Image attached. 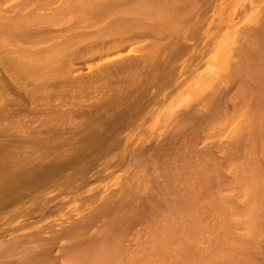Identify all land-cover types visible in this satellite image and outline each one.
I'll list each match as a JSON object with an SVG mask.
<instances>
[{
    "label": "rangeland",
    "instance_id": "374dc122",
    "mask_svg": "<svg viewBox=\"0 0 264 264\" xmlns=\"http://www.w3.org/2000/svg\"><path fill=\"white\" fill-rule=\"evenodd\" d=\"M15 1L4 0L3 3L8 6ZM119 1L87 0L84 5L89 3V6L75 5L77 9L74 7L66 12L67 16L62 13L65 20L62 16L61 19L57 17V13L46 17L48 20L44 17L41 18L43 21L33 19L28 22H52V25L59 27L61 24L66 26L73 24L72 21L80 20L82 23L78 24L85 23L87 27V31L84 28V34L88 35L89 30L93 37L94 34L108 35L111 32L107 31L111 29L107 30L106 27L110 28L112 23L109 24V21L112 18L117 16L131 19L132 11L138 7L148 6L152 11L159 9L158 16L160 13L167 16L170 10L171 19L175 16L172 11L176 9L178 17L176 15L172 20L181 22L180 26L176 23L179 31L174 28L169 14L168 17L154 14L147 18L143 14L140 16L138 12L139 16H133V22L146 23L154 30L159 29V32L164 29L167 34L172 35L175 29L173 38L171 37L173 40H168L169 51L165 48L169 43V35L158 40L163 44L166 39L164 49L159 47L154 51L160 53L166 50L169 57L165 63L167 65L160 64L163 57L167 58L162 51V55L158 56H163L159 58L161 60L154 61L158 66L156 69L155 63L151 62L152 55L147 59L145 57L153 54L154 48L150 44L148 48L147 43L143 46L149 37H139L140 39L136 38L137 42L134 38H129V41L134 39L136 45L132 44V40L130 45L122 47L121 50L114 49L88 57L83 54L73 58L72 72L84 79L93 74L95 79L92 82L85 79L81 84L72 81L70 86H66L60 75L57 76L58 73H69L67 66V70L64 67L65 63L60 71L53 69L57 70L56 74L54 72L55 76L52 69L50 71L46 68L44 71L40 68L35 71L36 80H32V75V81L25 84L27 88H34L28 96L1 73L5 84L0 86L5 85L7 92H0V126L5 129L0 128V141L4 144L18 136L20 140H15L19 143L16 147L17 143L14 142L4 148L0 144V150L3 149L0 156L5 157L10 151L16 152L18 156L25 155L27 158L22 161H26H21L25 165L24 169L27 166L30 167L29 170L36 172L26 169L27 177L46 174V167V171L53 170L54 175L48 179L44 174L42 187L34 189L30 196L24 193L26 195L23 201L30 197V200L37 202L34 205L26 202L23 206L25 217L15 216L10 220L7 214L17 205L6 209L8 212L0 220V226L10 227L0 237V243L9 242L14 236L26 239L34 235L39 242L46 239L48 254L43 255L42 259L31 254V264H264V0H191L192 3L190 0H187L188 3L182 0L183 2L175 5L168 4L166 0H156L159 1L157 3L155 0ZM58 2L59 0H48L43 6L44 10H40L49 12L58 6ZM93 2L100 5L96 6ZM186 4H189V8ZM166 6H169V10ZM85 8L91 12L87 11L88 14L84 15ZM76 10L78 11L74 12ZM121 10L124 14H121ZM71 11L74 13L69 16ZM92 11L96 14L93 15L95 17L92 16ZM79 12L82 17L84 15V19L91 18V23L95 19L96 23L86 24L89 20L82 21ZM75 13L80 16L76 17ZM76 22L74 27L78 25ZM57 23L60 24L57 26ZM103 23H106V27ZM153 37L147 42L151 43ZM173 43L175 47H172ZM142 51L147 54L139 61ZM21 53L33 56L28 49ZM2 56L4 52L0 51V57ZM39 57L40 55L37 59L41 61ZM37 59L35 58V63L40 62ZM129 60L132 63L133 60L138 61L132 65ZM118 61H128L131 64L124 67ZM54 63L56 62L53 65ZM50 65L52 62L48 65L49 68ZM120 66L123 67L122 70ZM57 67L60 68L59 65ZM159 67L165 69H162L164 74L161 71L158 74L156 70H161ZM101 70L111 74L109 80L105 74L97 79L100 81L98 83H104L103 87L96 85V76ZM154 72H157V76ZM151 73L153 77L150 76ZM139 75L142 76L139 77L140 80L137 79ZM56 76L60 79L57 80ZM108 94L111 95L110 98ZM57 102H66L68 105L63 106V109L55 108L57 111L52 110ZM71 105L75 106V111L68 116L65 113ZM4 107L15 111V114L2 113ZM8 124L12 127H7ZM8 132H14L15 138H11L12 135L10 137ZM42 137L46 138L47 144L46 140L43 141L48 146L41 144ZM23 141L26 145H20ZM62 141L66 144L61 143ZM39 144L42 146L36 148ZM53 144L59 145V148H52ZM32 156L36 158L33 162L38 161L42 166L36 164L41 168L35 167L36 164L32 161L29 164ZM27 161L28 164H25ZM3 162L6 167L3 168L7 170L8 165ZM86 168L90 169L86 171ZM57 169H62V172L56 173ZM74 169H77V173ZM33 193L35 194L32 198ZM76 224H81V227ZM59 229H66L67 234L62 230L65 233L63 237ZM54 232H59L61 236L50 238V234ZM73 233H76V237ZM32 242L36 243L35 239ZM10 259L8 261H13L14 264L25 262V259L20 261L12 256Z\"/></svg>",
    "mask_w": 264,
    "mask_h": 264
},
{
    "label": "bare ground",
    "instance_id": "6f19581e",
    "mask_svg": "<svg viewBox=\"0 0 264 264\" xmlns=\"http://www.w3.org/2000/svg\"><path fill=\"white\" fill-rule=\"evenodd\" d=\"M5 1H7V0H5ZM53 1V0H52ZM56 1H58V0H56ZM79 1H81V0H59V4H58V6H57V3H56V6L57 7H55V9H52L51 11H49V12H46V11H41V10H44L43 8V6H44V4L47 2L48 3V0H16L15 2H13L11 5H8V6H4V0H0V51H3L4 52V56H2V57H0V85L1 84H3L4 82H3V79H2V77H1V73H3L4 75H5V78L6 79H8L11 83H13L14 84V86L19 90V91H21V92H23L25 95H30V93H31V91H32V89H34V88H32V89H30V88H27L26 86H25V84L30 80V81H32V80H36L35 79V75H36V73H35V71H37V70H40V68H43L44 69V71H46L47 69L48 70H50L51 71V69H52V72H53V75H54V72H55V74L57 73V70L56 71H53V69L55 70V69H58V71H60L59 69H62V67L61 66H63V63H65L66 65H64V67L66 68V66H67V68H68V70H69V73H68V71H67V74L66 73H64V74H57V76H59L62 80H64V84H66V86H67V84L70 86V82H72V81H74L76 84H79L80 82H82L83 80H88V82H92L94 79H95V75H89V76H86V78L84 79L81 75H77V74H74L73 72H74V70H73V62H72V60H73V58L75 59V57H80V56H82L83 54H87V57L88 56H93V55H95V54H103V53H106L107 51H113L114 49H118V50H121V48L123 47H125L126 45H130V42L132 41V44H134V45H136L135 43H134V39L136 40V38L138 39L139 37H142V38H144L145 39V37H149V40H147V41H151L150 39V37H152V36H154L153 37V39H152V42L150 43H148L147 41L146 42H144V44L145 43H147L148 44V46H146L147 44H145V45H143L144 47L146 46V48H148L149 47V44H150V47H152V48H154V49H152L153 51V54H147V53H145L144 51H142L141 52V58H139L138 60L139 61H141V60H143V56H145L146 54V59H147V57L149 58L150 56L149 55H152V57L155 55L154 53H156V52H154V51H156V50H158V48L159 47H163L162 49H164V47L166 46V42L168 41V40H171L172 38H173V34H174V31H175V29H174V31H173V33H172V35H170V34H167L165 31H164V29H163V27H164V25L162 26V29H163V33L160 31H158L159 29H156V30H154V29H152V26H151V28L146 24V23H142V22H140V23H138V21L137 22H133V20H135V18H133V16L135 15V14H137L138 12L141 14L140 16H142V14H143V16H145L146 15V17L148 18V17H152V16H154V14H155V16H158L159 14V9L157 10H155V11H152L151 9V7H150V9L149 8H147L148 6H145V7H138V9H136L135 11H132V14L130 15L131 16V19H129V18H127L128 17V15H127V19H123V18H119V17H115V18H112L111 19V21H109V24H110V22L112 23V24H108L107 22V25H109L110 26V28L107 26H105V24H104V26L106 27V29L108 30V29H111V31H107V32H111V33H107L108 35H102V33H101V35L102 36H100V34H98V36H97V34H94L93 35V37L90 35V33H89V30H88V35H90V37L88 36V35H86V34H84V31H85V29L84 28H86V31H87V27H86V25H85V23L84 24H80V25H82V27H80V25L78 24V22L79 23H82V22H80V20H78V22H76V21H72V22H74L73 24H69V25H66V26H62V24H61V26L59 25V27H56V26H54V25H52V22H28V21H31V20H33V19H38V20H42L44 17V19L46 20L47 18L46 17H50V15H56L57 13L59 14L57 17H59L60 18V16H62L63 17V14L62 13H65L66 14V16H67V13L66 12H68V11H70L71 9H74V7H75V5H78V7H79V4H82L84 7H86V6H89L90 4V2L85 6L84 5V2L86 3V1L87 0H83L84 2L83 3H81V2H79ZM113 1H115V2H117V1H119V0H113ZM144 1V0H143ZM142 1V2H143ZM156 1V0H155ZM166 1H168V4H172V5H175L176 3H178V2H183V1H185V0H166ZM165 1V2H166ZM189 1V0H188ZM188 1L186 0L185 1V3H188ZM9 2V1H8ZM55 2V1H54ZM79 2V3H78ZM96 2V1H95ZM101 2V1H100ZM107 2V1H106ZM111 2V1H110ZM115 2H112V3H115ZM120 2V1H119ZM147 2V1H146ZM146 2L144 3V4H146ZM151 2V1H150ZM157 2H159V1H156V3ZM164 2V3H165ZM189 2H191V0L189 1ZM46 3V4H47ZM109 3V2H108ZM111 3V4H112ZM192 3V2H191ZM45 4V5H46ZM92 4V3H91ZM93 4L95 5L96 3H94L93 2ZM97 4H99L98 2H97ZM97 4H96V6H97ZM123 4V3H122ZM143 4V3H142ZM141 4V5H142ZM147 4H148V2H147ZM51 5V4H50ZM82 5H80L81 7H82ZM93 5V6H94ZM100 5V4H99ZM108 5V4H107ZM116 5V4H115ZM152 6H153V4H151ZM155 5V4H154ZM164 5H166V4H164ZM33 6V7H32ZM143 6V5H142ZM150 6V5H149ZM186 6L189 8V4L187 5L186 4ZM28 7H31L30 9H28ZM46 7V6H45ZM84 7H82V8H84ZM112 7V6H111ZM110 7V8H111ZM156 7H158V6H156ZM169 7V6H168ZM167 6H166V8H168ZM48 7H46V9H47ZM76 9H77V7H75ZM90 8V7H89ZM109 8V9H110ZM136 8V7H135ZM134 8V9H135ZM165 8V9H166ZM188 8H187V10H188ZM18 9V10H17ZM41 9V10H40ZM79 9V8H78ZM81 9V8H80ZM114 9V8H113ZM133 9V10H134ZM40 10V11H39ZM48 10V9H47ZM83 10V9H82ZM82 10H79L80 12L82 11ZM85 10H86V8H85ZM89 10L90 9H88V10H86V12H85V14L83 13V11H82V13L84 14V15H86V13L88 14V12H89ZM106 10H108V9H106ZM112 10V9H111ZM168 10H169V8H168ZM171 10H174V8L173 7H171ZM189 10H192L191 8L189 9ZM78 10H76V11H74V12H77ZM88 11V12H87ZM124 11V10H123ZM175 11H176V9H175ZM175 11H172L173 13L172 14H175V16L177 15L176 13L177 12H175ZM74 12H72L71 11V15H70V13H68L69 14V16H72V13H74ZM80 12H79V14H80ZM91 12V11H90ZM89 12V13H90ZM94 11H92V13H93ZM121 12H122V10H121ZM120 12V13H121ZM168 12V11H167ZM169 12H170V10H169ZM167 13V16L166 15H163L162 13H160V16H161V14L163 15V16H166V17H168V14H169V16H170V13ZM175 12V13H174ZM188 12V11H187ZM82 13L80 14L81 15V17H80V19L81 18H83L84 19V15H83V17H82ZM98 13V12H97ZM110 13V12H109ZM108 13V14H109ZM113 13V12H112ZM128 13V12H127ZM126 13V14H127ZM164 13V12H163ZM191 13V12H190ZM62 14V15H61ZM77 14V15H76ZM116 15L118 14V12L117 13H115ZM115 14H113V15H115ZM121 14H124V12H122ZM125 14V15H126ZM166 14V13H165ZM171 14V15H172ZM188 15H189V13H187ZM74 15H76V17H79L78 16V13H75ZM73 15V16H74ZM91 15V14H90ZM93 15H96V14H92V16ZM98 15H101V14H98ZM111 15V14H110ZM109 15V16H110ZM138 16H139V14H137ZM136 15V16H137ZM65 16V17H66ZM120 16V15H119ZM135 16V17H136ZM160 16H158V17H160ZM174 15L172 16V19H174V17H175ZM57 17H55V18H57ZM91 17V16H90ZM93 17H95V16H93ZM111 17H112V15H111ZM162 17V16H161ZM176 17H178V15L176 16ZM42 18V19H41ZM55 18H53V20L55 19ZM58 18V19H59ZM69 18V17H68ZM74 18V17H73ZM87 18H89V16H87ZM99 18H101L100 16H99ZM140 18V17H139ZM144 18V17H143ZM154 18V17H153ZM61 19V18H60ZM63 19H64V17H63ZM72 19V18H71ZM76 19V18H75ZM74 19V20H75ZM81 19L82 21H88L89 19ZM94 19V18H93ZM92 19V20H93ZM128 19L130 20V21H128ZM142 19V18H141ZM160 19H162V18H160ZM170 19H171V16H170ZM169 19V20H170ZM171 19V20H172ZM176 19V18H175ZM178 19V18H177ZM48 20V19H47ZM52 20V21H53ZM65 20V19H64ZM77 20V19H76ZM107 20H109V19H107ZM22 21H24V22H22ZM43 21V20H42ZM59 22L58 20H55V22ZM154 21V20H153ZM177 20H175V22H174V20H172V24L174 25V28H176V30H178V26H180L181 25V22L180 23H178V22H176ZM54 22V23H55ZM71 22V21H70ZM69 22V23H70ZM71 22V23H72ZM75 22L78 24V25H75V27L73 26L74 24H75ZM93 22H95L96 23V21H95V19L93 20ZM92 22V23H93ZM113 22H115V24H113ZM164 22H166V20L164 21ZM170 22V21H169ZM53 23V24H54ZM60 23H62V21L60 22ZM60 23H57L56 25L58 26V24H60ZM68 23V22H67ZM88 23H90V25L92 24L91 23V18H90V20H89V22H87L86 24H88ZM154 23H158V22H154ZM177 23L178 24V26H177V24L175 25V24ZM103 24H102V26H103ZM160 24V23H159ZM166 24H168V23H166ZM171 24V25H172ZM183 25H184V23H182ZM83 25H85V27L83 26ZM93 25V24H92ZM111 25H113V26H111ZM173 25L171 26L172 28H173ZM77 26V27H76ZM79 26V27H78ZM100 26V25H99ZM93 27V26H92ZM104 27V28H105ZM153 27H155V26H153ZM182 27V26H181ZM78 28H79V30H78ZM81 28H83V30L81 31ZM158 28V27H157ZM159 28H161V27H159ZM166 29H168V28H166ZM91 30V29H90ZM93 30V29H92ZM93 31H95V30H93ZM179 31V30H178ZM100 31H98V33H99ZM155 33V34H151V33ZM96 33H97V31H96ZM93 34V33H92ZM161 34H163V35H161ZM165 34V35H164ZM166 35H169L170 36V38L169 39H167V41H165L164 40V42L166 43H163V44H165V46L161 43L160 44V42L158 41L160 38L162 39V36H164V38L166 37H169V36H166ZM159 38H158V37ZM88 37V39H86ZM172 37V38H171ZM184 37H185V35H184ZM129 38H134V39H132L131 41H129ZM141 38V39H142ZM181 38V37H180ZM140 39V38H139ZM173 40V39H172ZM177 40V39H176ZM180 40V39H179ZM178 40V41H179ZM138 40H136L135 42H137ZM163 42V41H162ZM169 43V45L167 44V47H165L166 48V50H168L169 51V48H170V41H168ZM138 43H140V41L138 42ZM137 43V44H138ZM180 42H178V44H179ZM182 43V42H181ZM173 45V46H172ZM171 46L172 47H175V43H173ZM189 45V44H188ZM188 45H186L187 47H188ZM179 46V45H178ZM190 46V45H189ZM169 47V48H168ZM168 48V49H167ZM178 48V47H177ZM184 48V47H183ZM26 49H28V50H30L31 51V54H33V56L32 55H24V54H22L21 53V51H23V50H26ZM156 49V50H155ZM161 48L159 49V51H161L162 50ZM172 49V48H171ZM171 49H170V51H171ZM178 49H180V46H179V48ZM137 50V49H136ZM165 50V51H166ZM187 50V49H186ZM141 51V50H140ZM139 51V52H140ZM163 51V50H162ZM161 51V52H162ZM165 51H163L162 53H163V56H164V52ZM172 51H173V49H172ZM183 51V50H182ZM136 52V51H135ZM161 52L160 53H156V56H154V57H156L155 59H154V57L152 58L151 57V59H152V63H155L154 61H156L157 60V62H159V60H161V59H159V58H162L161 56L160 57H158L159 56V54L160 55H162L161 54ZM185 52V51H184ZM142 53H145L144 55H142ZM158 54V55H157ZM165 54H166V52H165ZM170 54H171V52H170ZM169 54V55H170ZM39 56L40 55V57H41V61L40 60H38L37 59V56ZM167 55V58H166V56L165 57H163V60H161L160 61V64L161 65H163V64H165V63H167V59L169 58L168 57V53L166 54ZM172 55H173V52H172ZM177 55V54H176ZM39 57V58H40ZM137 55H136V59H137ZM35 58L38 60V62L39 63H35ZM166 58V60H164ZM172 58H173V56H172ZM133 59V58H132ZM150 59V60H151ZM138 60H133V63H132V60L130 61L131 63H132V65H134V63H136V61H138ZM74 61V60H73ZM52 62V65H50V68H49V64ZM53 62H56V63H54V65H53ZM128 62V61H127ZM126 61H122V62H120V61H118V63H121V65H123L124 67L125 66H127L128 64H131V63H127ZM144 62V61H143ZM168 62H169V60H168ZM58 63V64H57ZM139 63V62H138ZM146 63V62H145ZM150 63V62H149ZM148 63V64H149ZM57 64V65H56ZM127 64V65H126ZM140 64V63H139ZM151 64V63H150ZM149 64V65H150ZM59 65V67L60 68H56V66H58ZM73 65V66H72ZM153 65V64H152ZM155 65H156V67H155ZM155 65H153L156 69L158 68V66H157V63H155ZM165 65H167V64H165ZM138 67H139V65H137ZM146 67H148L147 66V63H146V65H145ZM64 67H63V70H65L64 69ZM121 67L122 66H120V70H122L123 69V67H122V69H121ZM154 67H153V70H154ZM165 67V66H164ZM47 68V69H46ZM67 68H66V70H67ZM119 68V67H118ZM144 68V67H143ZM142 68V69H143ZM151 68H152V66H151ZM160 68V67H159ZM149 69H150V67H149ZM161 69V68H160ZM162 69H164L163 67H162ZM162 69L161 70H156V71H158V74H159V71H161L160 73H162L163 72V74H164V71H165V69H164V71H162ZM72 70H73V72H72ZM115 70L117 71V69L115 68ZM124 70H125V68H124ZM147 70H148V68H147ZM153 70H150L151 72H153ZM112 71V70H111ZM119 71V70H118ZM117 71V72H118ZM128 72H129V70H127ZM126 71V72H127ZM40 72V71H39ZM42 72V71H41ZM65 72V71H64ZM100 73L96 76V81H97V79H99V77L101 76V75H104L105 74V76L106 77H108V80H109V78L111 77V74H110V72L109 71H107V72H104L103 70H101V71H99ZM117 72H116V74H117ZM122 72V71H121ZM124 72V71H123ZM122 72V73H123ZM147 72V71H146ZM172 72V71H171ZM35 73V74H34ZM118 73H120V72H118ZM130 73H131V71H130ZM41 74V73H40ZM43 74V73H42ZM145 74V73H144ZM153 73H151L150 74V76L152 75ZM154 74H155V72H154ZM156 74H157V72H156ZM155 74V75H156ZM34 76V79H32V77L31 76ZM46 75V74H45ZM51 76H52V74H50ZM118 75V74H117ZM134 75V74H133ZM137 75V74H136ZM146 76H147V74H145ZM174 75V74H173ZM42 76V75H41ZM40 76V77H41ZM48 76H49V74H48ZM48 76H47V78H48ZM51 76L49 77V78H51ZM55 76V75H54ZM53 76V77H54ZM55 77L56 79L58 78V79H60L59 77ZM141 75H139L138 76V78L137 79H139V77H140ZM157 76V75H156ZM156 76H154V77H156ZM171 76V75H170ZM116 77V76H115ZM118 77V76H117ZM142 77V76H141ZM148 77V76H147ZM152 77H153V75H152ZM43 78V77H42ZM45 78V77H44ZM101 78V77H100ZM123 78V77H122ZM136 78H133V79H136ZM32 79V80H31ZM52 79V78H51ZM57 79V80H58ZM136 79V80H137ZM162 79V78H161ZM41 80V79H40ZM54 79H52V81H53ZM101 80V79H100ZM108 80H106V82H110V81H108ZM125 80V79H124ZM140 80V79H139ZM21 81H23V83L21 82ZM61 81V80H60ZM99 81V80H98ZM98 81L96 82L97 84V86H99V87H103V85H104V83L103 84H101V83H98ZM34 82V81H33ZM40 82V81H39ZM49 82V81H48ZM87 82V81H86ZM100 82V81H99ZM105 82V81H104ZM105 82V83H106ZM36 83V82H35ZM38 83V82H37ZM113 83V82H112ZM115 83V82H114ZM120 83V82H119ZM126 83H127V81H126ZM159 83V82H158ZM5 84V83H4ZM41 84V83H40ZM81 84V83H80ZM106 84H110V83H106ZM148 84V83H147ZM42 85H45V83L44 84H42ZM116 85V84H115ZM155 85V84H154ZM111 86V85H110ZM162 86V85H161ZM62 87V86H61ZM65 87V86H64ZM72 87V86H71ZM109 87V86H108ZM160 87V86H159ZM36 88V87H35ZM87 88V87H86ZM90 88V87H89ZM116 88V87H115ZM115 88H113V89H115ZM155 88H157V87H155ZM47 88H45V90H46ZM63 89V88H62ZM65 89V88H64ZM72 89H74V88H72ZM71 89V90H72ZM109 89H111V88H109ZM2 90H6V92H7V88H6V86L5 85H3V86H0V92L2 91ZM44 90V92H47V91H45ZM76 90V89H75ZM84 89L82 88V91H83ZM164 90V89H163ZM79 91H80V89H79ZM81 91V92H82ZM90 91V90H89ZM142 91V90H141ZM34 92V91H33ZM62 92V91H61ZM116 92H117V90H116ZM156 92V91H155ZM42 93V92H41ZM49 93V92H48ZM64 93H66V91L64 92ZM83 93H84V91H83ZM87 93V92H86ZM85 93V94H86ZM90 93V92H89ZM113 94V93H112ZM141 94V93H140ZM159 94V93H158ZM9 95V94H8ZM57 95V94H56ZM109 95L110 94H108V98H110L109 97ZM122 95V94H121ZM120 95V96H121ZM125 95H128V94H125ZM135 95V94H134ZM142 95V94H141ZM156 95V94H155ZM46 96H48V95H46ZM49 96H51V95H49ZM48 96V97H49ZM87 96H89L88 94H87ZM107 96V95H106ZM111 96V95H110ZM9 97H10V95H9ZM56 97V96H55ZM58 97H59V95H58ZM153 97V96H152ZM46 98V97H45ZM89 98V97H88ZM88 98L86 99V100H88ZM106 98V97H105ZM112 98V97H111ZM81 99H83V98H81ZM119 99V98H118ZM159 99V98H158ZM74 100V99H73ZM92 100V99H91ZM113 100H116V98H114ZM139 100V99H138ZM141 100V99H140ZM8 102V101H7ZM50 102V101H49ZM48 102V103H49ZM70 102V101H69ZM76 102V101H75ZM115 102V101H114ZM145 102V101H144ZM9 103V102H8ZM14 103V102H13ZM94 103V102H93ZM106 103H107V101H106ZM109 103V102H108ZM111 103H113V102H111ZM116 103V102H115ZM10 105H11V103H9ZM8 104V105H9ZM47 104V103H46ZM84 104V103H83ZM110 104V103H109ZM145 104V103H144ZM40 105V104H39ZM38 105V106H39ZM48 105H50V103L48 104ZM67 105L68 104H66V102L65 103H62V102H60V103H56V105H53V107H52V110H55V108H61L62 107V109L63 108H65V107H63V106H66L67 107ZM75 105H76V103H75ZM92 105V104H91ZM129 105V104H128ZM146 105V104H145ZM41 106H43V105H41ZM40 106V107H41ZM47 106V105H46ZM74 105H71V106H68V108H67V110H66V113L65 114H67L68 116H71V115H73V112L75 111L74 110ZM111 107V106H110ZM114 107V106H113ZM3 108V107H2ZM118 108V107H117ZM128 109L130 108V107H127ZM1 109V108H0ZM23 109V108H22ZM27 109V108H26ZM76 109V108H75ZM111 109V108H110ZM115 109V108H114ZM119 109V108H118ZM127 109V110H128ZM46 110V109H45ZM78 110V109H77ZM76 110V111H77ZM124 110V109H123ZM125 110H126V108H125ZM124 110V111H125ZM44 111V110H43ZM55 111H57V109L55 110ZM120 111H121V109H120ZM131 111V110H130ZM106 112V111H105ZM115 112H116V110H115ZM118 112H119V110H118ZM128 112V111H127ZM2 113H5L6 115H14L15 114V111H11V110H9L8 108H6V107H4V110H2ZM60 113V112H59ZM63 113V112H62ZM124 113H126V112H124ZM16 114H17V111H16ZM23 114V113H22ZM58 114V113H57ZM92 114V113H91ZM90 114V115H91ZM123 114V113H122ZM48 115V114H47ZM127 115V114H126ZM125 115V116H126ZM142 115V114H141ZM55 116V115H54ZM64 116V115H63ZM85 116V115H84ZM89 115L87 114V117H88ZM92 116H93V114H92ZM100 116V115H99ZM20 117V116H19ZM33 117V116H32ZM44 117V116H43ZM66 117V116H65ZM5 118V117H4ZM12 118V117H11ZM39 118V117H38ZM47 118V117H46ZM91 118V117H90ZM7 119V118H6ZM48 119V118H47ZM66 119V118H65ZM70 119V118H69ZM30 120V119H29ZM10 121H11V119H10ZM15 121H17V120H15ZM48 121V120H47ZM52 121V120H51ZM75 121V120H74ZM10 123H12V122H10ZM17 123V122H16ZM60 123V122H59ZM97 123V122H96ZM61 124H63V123H61ZM47 125V124H46ZM119 125V124H118ZM3 126V125H2ZM110 126V125H109ZM7 127H9V124H8V126ZM6 127V128H7ZM10 127H12V126H10ZM9 127V128H10ZM53 127V126H52ZM63 127H65V126H63ZM0 128H1V130L4 128V126H3V128L0 126ZM30 128V127H29ZM40 128V127H39ZM45 128V127H44ZM68 128V127H67ZM66 128V129H67ZM111 128V127H110ZM3 130H5V129H3ZM53 130V129H52ZM57 130H58V128H57ZM56 130V131H57ZM12 131H14L13 129H12ZM25 131V130H24ZM41 131V130H40ZM39 131V132H40ZM93 131V130H92ZM36 132V131H35ZM54 132V131H53ZM5 133H6V131H5ZM9 133V132H8ZM7 133V134H8ZM106 133V132H105ZM7 134H5V135H7ZM28 134L29 133H27V136H28ZM57 134V133H56ZM90 134V133H89ZM118 134V133H117ZM11 135H12V137H11ZM17 134H15V136H16ZM20 135V134H19ZM22 136H23V134H21ZM3 136V135H2ZM9 136L11 137V138H15L14 137V132L13 133H9ZM8 135H7V137H9ZM27 136H25V137H27ZM50 136V135H49ZM48 136V137H49ZM81 136V135H80ZM95 136V135H94ZM6 137V136H5ZM10 137H9V139H10ZM19 137V136H18ZM18 137H16L15 139H11V141L9 140V142L8 141H6L7 143H5L4 142V144H3V142H1L0 141V144H2L3 146H1V148L3 147H5V146H7L9 143H12V142H14V143H17V142H15V140L16 141H18V139L20 140V138H18ZM24 137V136H23ZM44 137V136H43ZM43 137H42V140L40 141L41 142V144L43 143V144H45L46 142H48L47 140H46V138L45 139H43ZM52 137V136H51ZM110 137H112V136H110ZM28 138V137H27ZM32 138V137H31ZM71 138V137H70ZM106 138V137H105ZM104 138V139H105ZM7 139H5V140H7ZM39 139V138H38ZM53 139V138H52ZM85 139V138H84ZM103 139V140H104ZM112 139V138H111ZM14 140V141H13ZM22 140V139H21ZM36 140V139H35ZM45 141V143H44V141ZM54 140V139H53ZM100 140H102V139H100ZM115 140V139H114ZM118 140V139H117ZM29 141V140H28ZM67 141V140H66ZM71 141V140H70ZM79 141V140H78ZM86 141V140H85ZM19 142V141H18ZM37 142H38V140H37ZM64 141H62L61 143H63ZM68 142V141H67ZM103 142V141H102ZM21 143V142H20ZM39 143V142H38ZM37 143V144H38ZM65 143V142H64ZM63 143V144H64ZM104 143V142H103ZM116 143V142H115ZM25 143H24V141L20 144V145H24ZM42 144V145H43ZM47 144V143H46ZM45 144V145H46ZM59 145H60V142L58 143ZM66 144V143H65ZM69 144H71L72 145V147L73 148H76L75 146H73V142H70ZM97 144V143H96ZM15 145V144H14ZM14 145H10V147L11 146H14ZM17 145H19V143H17L16 145H15V147L17 146ZM26 145V144H25ZM34 145H36V144H34ZM42 145H38L36 148H39V146H42ZM44 145V147H46V146H48V145H46L45 146ZM59 145H55V144H53L52 145V148H53V146H58V148H59ZM92 145V144H91ZM115 145V144H114ZM149 145V144H148ZM51 146V145H50ZM61 146V145H60ZM8 147V146H7ZM14 147V148H15ZM70 147V146H69ZM80 147V146H79ZM89 147V146H88ZM91 147V146H90ZM96 147V146H95ZM27 148V147H26ZM35 148V147H34ZM57 148V147H56ZM56 148H54V149H56ZM57 148V149H58ZM71 148V147H70ZM81 148V147H80ZM8 149V148H7ZM21 149V148H20ZM23 149H24V147H23ZM32 149V148H31ZM47 149V148H46ZM49 149H51V148H49ZM62 149V148H61ZM69 149V148H68ZM77 149V148H76ZM98 149H99V147H98ZM113 149V148H112ZM34 150V149H33ZM44 150V149H43ZM53 150V149H52ZM66 150V149H65ZM75 150V149H74ZM1 151H3V149L2 150H0V152ZM37 151V150H36ZM41 151H42V149H41ZM50 151V150H49ZM49 151H48V153H49ZM62 151V150H61ZM61 151H60V153H61ZM64 151V150H63ZM69 151V150H68ZM68 151H67V153L66 154H68ZM24 152V151H23ZM28 152H30V151H28ZM31 152H33L32 150H31ZM65 152V151H64ZM63 152V153H64ZM69 152H71V151H69ZM92 152V151H91ZM97 152H99V151H97ZM163 152V151H162ZM3 153V152H2ZM19 153H21V152H19ZM34 153V152H33ZM44 153V152H43ZM54 153V152H53ZM75 153V152H74ZM74 153H72V154H74ZM79 153V152H78ZM83 153V152H82ZM105 153V152H104ZM103 153V154H104ZM1 154V153H0ZM4 154V153H3ZM7 154H8V152H7ZM24 154V153H23ZM30 154V153H29ZM6 155V154H5ZM5 155H2V156H5ZM19 154H16V152H12V151H10L9 152V154L8 155H6L5 157H1L0 156V165L2 164V162L3 161H5L6 162V164L5 165H8L7 166V170L5 169L6 167L4 166V162H3V164H2V168H1V166H0V220L1 219H4V214L5 213H7L8 212V210H6V209H8V207L9 206H15V205H17L16 206V208H14V209H12L11 207V211H9L8 212V214L7 215H9V217H10V220L13 218L14 219V217L15 216H17L16 218H18V217H23V215L25 214V209L23 208V206L26 204V202H30L31 203V205H34V204H36L37 202L35 201V200H30L29 198V200L27 199L26 201H23V199H24V197H25V195L26 194H29V196H30V194H32V191L34 190V189H36V188H38V187H42L43 186V184L42 183H44V182H42V181H44L43 179H45V177L47 178L48 177V179H50V177L52 176V175H54L53 174V170L51 171H49V172H47L48 170H47V167H46V170H45V172H46V174L43 176L41 173V175L44 177H42V178H40L41 177V175L40 176H34L33 174L34 173H36L35 172V170H32V169H28V168H30V167H28L27 168V166H26V169H28L29 171H34V173L32 174L33 175V177H27V175H26V169H24L25 168V165H24V167H23V165H22V163H21V161L22 160H24V159H26L27 157H24V156H18ZM166 155V154H165ZM46 156V155H45ZM50 156V155H49ZM53 156V155H52ZM58 156H59V154H58ZM61 156V155H60ZM66 156V155H65ZM64 156V157H65ZM70 156H71V154H70ZM22 157V158H21ZM35 157H37V154H36V156ZM35 157H33L32 156V159H30V161H29V164H30V162L32 161L33 162V160H35L36 158ZM41 158H42V156H40ZM74 157V156H73ZM38 158V161L40 160V158L39 157H37ZM55 158V157H54ZM144 158V157H143ZM147 158V157H146ZM69 159V158H68ZM150 159V158H149ZM148 159V160H149ZM2 160V161H1ZM28 160H29V158H28ZM81 160V159H80ZM19 162V164H18V162ZM26 161V160H25ZM25 161H22V162H25ZM38 161H34L33 163L34 164H38V165H40L39 164V162ZM64 162V161H63ZM68 162V161H67ZM74 162V161H73ZM31 164V165H34V164ZM25 164H28V161L25 163ZM34 165L35 167H37L38 165ZM57 164V163H56ZM63 164V163H62ZM61 164V165H62ZM65 164V163H64ZM22 165V166H21ZM54 165V164H53ZM66 165V164H65ZM3 166L5 167V168H3ZM40 166H42V165H40ZM49 166H51V165H49ZM60 166V165H59ZM67 166V165H66ZM87 166V165H86ZM39 167V166H38ZM32 168V167H31ZM39 168H41V167H39ZM38 168V169H39ZM65 168V167H64ZM75 168V167H74ZM83 168V167H82ZM81 168V169H82ZM4 169H5V173H4ZM51 169V168H50ZM62 169H63V167H62ZM62 169H61V171L59 170V169H57V171H56V173L59 171V172H62ZM80 169V168H79ZM84 169V168H83ZM87 169V168H86ZM90 169V168H89ZM89 169H87L86 171H88ZM40 170V169H39ZM44 169H42V171H43ZM67 170V169H66ZM75 170V169H74ZM77 170V169H76ZM76 170L74 171V172H76ZM63 171H65V170H63ZM82 171V170H81ZM85 170H83V172H84ZM50 172H52V173H50ZM58 172V173H59ZM55 173V172H54ZM77 173V172H76ZM60 174V173H59ZM66 174V173H65ZM147 174V173H146ZM57 175V174H56ZM56 175L55 176H53V177H56ZM64 175V174H63ZM62 176V175H61ZM59 177V176H58ZM83 178V177H82ZM67 179V178H66ZM69 179V178H68ZM64 180H65V178H64ZM51 181H53V180H51ZM47 182V181H46ZM48 182H49V180H48ZM67 183H68V181H66ZM50 183V182H49ZM145 183V182H144ZM46 184V183H45ZM61 184V183H60ZM59 184V185H60ZM65 184V183H64ZM64 184H63V186H64ZM47 185V184H46ZM48 185H50V184H48ZM53 185V184H52ZM51 186V185H50ZM54 187V186H53ZM47 188V187H46ZM57 188V187H56ZM39 190V189H38ZM40 191V190H39ZM38 191V192H39ZM35 192V191H34ZM41 192V191H40ZM24 193H26L25 195H24ZM36 193V192H35ZM35 193H33V196H32V198L34 197V194ZM36 197H37V195H35ZM88 197V196H87ZM37 200V199H36ZM84 200H86V199H84ZM96 200V199H95ZM68 201V200H67ZM123 202V201H122ZM93 203V202H92ZM39 206V205H38ZM114 206V205H113ZM28 209V208H27ZM26 209V210H27ZM32 209H34V208H32ZM34 210H36V209H34ZM30 211H33V210H30ZM38 211V210H37ZM91 211V210H90ZM29 212V211H28ZM70 214V213H69ZM70 216V215H69ZM9 217H8V220H9ZM24 217H25V215H24ZM87 217V216H86ZM28 218V217H27ZM72 218V217H71ZM70 218V219H71ZM26 219V218H25ZM74 219V218H73ZM88 219V218H87ZM77 220V219H76ZM6 221V220H5ZM5 221H3V223L5 222ZM79 221V220H78ZM92 221V220H91ZM8 222V221H7ZM65 222V221H64ZM2 223V224H3ZM21 223V222H20ZM5 224V223H4ZM7 224V223H6ZM9 224V223H8ZM77 225V224H76ZM81 225V224H80ZM79 224L77 225V226H79V227H81ZM21 226H23V225H21ZM10 227V225H7L6 227H1L0 226V237H2L3 235H5V233H7L8 232V228ZM19 227V226H18ZM69 227H70V225H69ZM69 227H67V228H69ZM76 227V226H75ZM88 227V226H87ZM12 228V227H11ZM66 228V229H67ZM78 228V227H77ZM12 229H14V228H12ZM63 230V231H66V234H67V230ZM60 230V229H59ZM62 230H60V232L62 231ZM73 230V229H72ZM75 230H76V228H75ZM80 230V229H79ZM82 230V229H81ZM80 230V231H81ZM85 230V229H84ZM86 230H88L87 228H86ZM10 231V230H9ZM52 231V230H51ZM61 232L62 233V235H63V237L65 236V233L64 232ZM121 231V230H120ZM41 232V231H40ZM40 232H38V233H40ZM47 232V231H46ZM37 233V234H38ZM64 233V234H63ZM81 233V232H80ZM36 234V235H37ZM69 234V233H68ZM74 234V233H73ZM76 234V233H75ZM74 234V235H75ZM83 234V233H82ZM81 234V235H82ZM52 237H50V238H57L59 235H60V233L58 232V233H55L54 232V234H50ZM74 235H72V236H74ZM77 235H79V233L77 234ZM85 235V234H84ZM39 236V235H38ZM61 236V235H60ZM83 236V235H82ZM22 237V236H21ZM20 236H14V238L13 239H11L9 242L7 241V242H2V244L0 245V264H14V263H12L13 261H8L10 258H11V256L12 257H14V259H18V260H23L24 261V259H25V262L23 263V264H31L30 262H29V260L30 259H32L30 256H31V254L33 255L34 254V256H37V259H42V256L43 255H45V254H48L47 253V250H48V244H47V240L45 239L43 242H39V241H37V238H35V236L33 235V236H30V237H28V238H21ZM24 237V236H23ZM75 237H76V235H75ZM59 238V237H58ZM78 238V237H77ZM80 238V237H79ZM34 239H35V242L36 243H34V244H32L33 242L32 241H34ZM48 239V238H47ZM55 239H54V241H55ZM72 239V238H71ZM73 239H75V238H73ZM49 240H51V239H49ZM78 240V239H77ZM53 241V242H54ZM32 242V243H31ZM51 242H52V240H51ZM49 243V242H48ZM105 243V242H104ZM58 244V243H57ZM89 244V243H88ZM118 244V243H117ZM50 245V244H49ZM119 245V244H118ZM52 246V245H51ZM93 246V245H92ZM53 248V247H52ZM82 248V247H81ZM62 249V248H61ZM84 249V248H83ZM86 249V248H85ZM64 250V249H63ZM68 250V249H67ZM62 251V250H61ZM65 251V250H64ZM66 252V251H65ZM42 254V255H41ZM80 254H82V253H80ZM59 255V254H58ZM57 255V256H58ZM15 256H17V258H15ZM41 258H40V257ZM28 257V258H27ZM30 257V258H29ZM85 257V256H84ZM93 257V256H92ZM96 257V256H95ZM36 258V257H35ZM34 258V259H35ZM52 258V257H51ZM77 258V257H76ZM45 259V258H44ZM70 259V258H69ZM11 260V259H10ZM32 261H34V260H32ZM36 261V260H35ZM37 261H41V260H37ZM43 261V260H42ZM18 263V262H17ZM36 263V262H35ZM48 263V262H47ZM16 264V263H15ZM20 264V263H19ZM34 264V263H33Z\"/></svg>",
    "mask_w": 264,
    "mask_h": 264
}]
</instances>
